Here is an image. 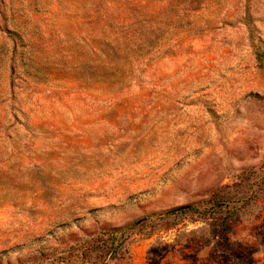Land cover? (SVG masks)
I'll return each mask as SVG.
<instances>
[{
	"label": "rangeland",
	"instance_id": "1",
	"mask_svg": "<svg viewBox=\"0 0 264 264\" xmlns=\"http://www.w3.org/2000/svg\"><path fill=\"white\" fill-rule=\"evenodd\" d=\"M0 264H264V0H0Z\"/></svg>",
	"mask_w": 264,
	"mask_h": 264
},
{
	"label": "trees",
	"instance_id": "2",
	"mask_svg": "<svg viewBox=\"0 0 264 264\" xmlns=\"http://www.w3.org/2000/svg\"><path fill=\"white\" fill-rule=\"evenodd\" d=\"M184 209V208H183Z\"/></svg>",
	"mask_w": 264,
	"mask_h": 264
}]
</instances>
